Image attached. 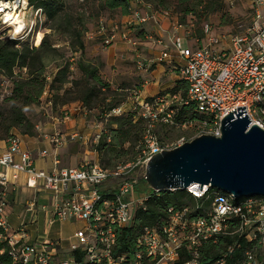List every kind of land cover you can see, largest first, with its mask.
<instances>
[{"label":"built area","instance_id":"1","mask_svg":"<svg viewBox=\"0 0 264 264\" xmlns=\"http://www.w3.org/2000/svg\"><path fill=\"white\" fill-rule=\"evenodd\" d=\"M0 17L5 24L4 11ZM15 3L23 0H9ZM232 6L236 0H226ZM254 20L250 27L230 37L231 44L223 46L219 37L209 36L193 50L176 37L173 46L184 59L179 68L181 79L188 86V100L197 106L204 117L198 123L188 122L183 127L200 131L192 139L174 144L164 143L155 133L156 124L173 123V110L164 113L158 109L160 98L141 104V116L147 120L139 157L131 162H121L112 169L99 163H85L78 167H60L57 151L76 135L55 134L50 137L55 148L54 169L38 170L31 152L23 149L16 134L0 140V264H226L240 240L245 239L251 248L236 264H264V197L237 198L223 192L209 193L211 188L200 191L192 186L187 192L195 199L194 206L170 207L161 227L149 226L138 236L130 250L118 249L121 229L130 227L138 209L145 207L153 193L133 190L145 175L153 156L182 146L203 135L221 136L222 119L232 110L245 107L252 122L264 129V0H251ZM132 2V22L126 29L114 24L106 36L105 46L114 44L118 37L136 44L129 29L148 21ZM25 10L20 9V15ZM40 10H37V14ZM169 15L167 12H162ZM23 31L10 39L25 40L35 22H27ZM165 51L162 59H169ZM144 68V63H139ZM114 112H121L116 109ZM69 115L66 114V117ZM101 134L94 138L99 143ZM43 158L48 152L41 153ZM21 174H27L30 185L41 188L53 196L50 223L78 221L84 226L74 232L68 244L62 240L30 242L27 221L13 229L8 221L10 205L8 187L15 185ZM153 190V189H152ZM154 193L159 191L153 190ZM210 204L206 205V201ZM35 203H29L24 216L33 223ZM28 215V216H27ZM226 238L233 243L224 247L218 258L203 261V252L211 246L222 245ZM223 250V251H222Z\"/></svg>","mask_w":264,"mask_h":264},{"label":"trees","instance_id":"2","mask_svg":"<svg viewBox=\"0 0 264 264\" xmlns=\"http://www.w3.org/2000/svg\"><path fill=\"white\" fill-rule=\"evenodd\" d=\"M27 1L29 6L40 10L42 25L45 22L49 23L50 29H55L65 34L71 41L74 51L81 53V58L76 62L79 76L76 78L72 77L73 64L70 61H66L64 65L58 67L49 85L55 106L80 103L85 110L99 109L100 117L110 115L109 134L103 137L99 145L96 146V150L101 154L105 156L110 154L106 158L109 166L116 163L112 164L113 158L117 160L118 157L129 154L133 155V157L137 155L135 150L136 147L141 146L146 132L147 120L142 116H138L137 112L120 116L112 114L121 106L124 99L118 98V93L104 79L98 66L84 61L86 50L84 36L87 31L84 22L82 20L75 22L73 16L66 10L65 0ZM91 1L96 2L102 10H107L110 13L118 12L122 15H130L132 13L133 0ZM177 2L178 12L182 14L181 21L183 23L186 22L187 17L190 15L198 16L200 19L203 18V20L207 21L212 14L220 12L223 7L222 2L217 0H177ZM37 30L38 24L34 29L33 37L28 38L26 41L15 39L0 41V70L8 72L10 76L14 74L16 67L29 70V78L27 80L19 78L15 81L14 95L11 98L14 104L8 111L3 112L0 109V134L6 135L5 138L0 136V140L10 137L12 135L11 131L15 128H24L23 134L34 135V125L27 118L24 108L37 104L46 92L48 85L47 77L45 76V59L55 51V48L49 42V35L37 41L38 43L41 42L39 45L34 43L33 38ZM203 38L204 35L201 34V38L197 39L201 41ZM183 83L185 82L179 81L178 85L168 93H182L183 98H186L188 87L183 86ZM153 99L150 98L148 101ZM186 102L176 115L175 120L177 123L185 124L204 119L197 112L195 103ZM126 145H128V148H126ZM133 190L135 192L153 194L146 201L145 207L137 210L133 224L120 230L118 249L121 252L130 250L146 227H161L167 218V211L170 207L194 206L196 203L195 199L187 191L183 190L154 193L145 180H139ZM213 192L220 191L216 189L209 190V193ZM209 204L210 201L208 200L205 206ZM232 243V238H226L222 245L209 247L203 252V261L215 260L221 252L219 250ZM250 248L251 245L245 239H241L240 248L235 250L232 258H228L226 264H236Z\"/></svg>","mask_w":264,"mask_h":264},{"label":"rangeland","instance_id":"3","mask_svg":"<svg viewBox=\"0 0 264 264\" xmlns=\"http://www.w3.org/2000/svg\"><path fill=\"white\" fill-rule=\"evenodd\" d=\"M222 2V10L220 12L212 14L207 21L200 19L198 16H188L186 22H182V14L178 12V2L177 0H144L143 5L150 6V9H146L148 12L161 11L167 12L170 16H174V21L178 23V25L183 26L189 32V37L194 39L201 38V34L204 35L202 40H205L209 36L219 37L223 40V46L227 47L231 44L230 37L238 34L240 31L248 28L251 26L252 21L250 20V16L254 13V4H249L247 7L245 3L248 0H236L233 6L228 3L226 0H217ZM28 2V1H27ZM66 2V10L68 13L73 16L75 22L77 23L79 20H82L86 25V34L84 36V42L86 44V50L84 55V61L94 64L100 68V71L106 72L107 75L114 74L113 70H118L119 66L124 65L123 62L117 60L113 67L107 68V59L108 53L106 52L108 48L105 46L104 42L106 39V34H110V30L114 24H119L120 26L128 25L129 23H122L118 18L120 13H110L107 10H102L96 2L91 0H65ZM252 2V1H251ZM23 3L19 5V8L25 10L26 15L24 16L27 19V22H35L33 28L29 33V37H27L24 41L28 38L33 37V32L35 27L38 24V30L34 34V43L39 45L41 42L39 41L42 37L49 35V42L55 48L46 59V72L45 76L47 77V85L46 92L43 94L39 102L35 105H31L30 107H25L24 112L27 118L31 121L34 125V134H40L44 127V125L51 120L49 116L52 115H62L66 111L65 108L73 106L75 104L80 103H71L65 106L57 105L55 106L52 93H50L49 85L51 84L55 73L58 70V67L64 65L66 61H70L73 64V78L79 76L78 70L76 69V62L81 58L80 52H75L73 46L71 45V41L67 38V36L60 31H56L55 29L49 28V23H44L42 25L41 19V12L37 14V10L31 6L29 3L27 7L22 6ZM3 17H0V41L4 42L10 40V36L14 35L12 28L3 24L2 21ZM102 27L105 28V35L101 33ZM41 35V36H40ZM42 38V39H43ZM120 40V39H119ZM42 41V40H41ZM204 41V42H205ZM184 40V45H185ZM110 47V46H109ZM139 67V65H138ZM102 74V73H101ZM103 76V74H102ZM104 77V76H103ZM180 80L181 79L179 73ZM27 80L29 78V70L28 69H20L16 67L14 69V74L10 76L8 72L0 70V109L5 112L10 109V107L14 104L11 101L13 98L15 81L17 79ZM107 81V79H105ZM175 82L174 88L178 85V82ZM111 84V83H110ZM127 83L124 80L118 82L117 84L112 85L113 89L118 93V98L124 99V102L118 108L121 112H113L112 114L115 116L124 115L131 112H137L138 116H141L142 108L141 105L135 101V92L137 90L135 88H128ZM183 86L188 87L186 83H183ZM172 89L162 92L161 95L158 97L160 98L161 102L158 105V109L163 110L164 113H167L173 110V123H162L159 122L156 124L155 133L160 138V140L164 143L174 144L181 140L188 141L195 137V135L200 131L195 127H183V124L176 122V115L181 108L185 104V101L188 100V93L186 98H183L182 93L178 94H171ZM165 94V95H164ZM157 98V97H156ZM154 100V99H153ZM153 100H149L148 102H152ZM142 104V103H141ZM21 105V103H19ZM82 105V104H80ZM175 106V107H174ZM117 109V110H118ZM82 112L85 114V118L87 120L88 127L91 125H95L96 127H101V139L109 134V126L111 122L110 115H106L104 117H100L99 109L93 110H85L82 106ZM66 114H63V117H66ZM199 121H195L198 123ZM24 128H15L11 131L12 134L20 133L23 134ZM97 135V134H96ZM94 135L93 137L95 138ZM2 138H5L6 135L3 133L0 134ZM0 137V138H1ZM94 138H91V141L88 144V147L92 151H97L96 146L99 143H95ZM143 142V140H142ZM141 142V146L142 143ZM141 146L136 147L137 155L133 157V155H126L118 157L117 160L112 161V164H107L106 158L110 156H105L101 154L99 151V161L97 163L101 164L106 168L112 169L115 165L121 162H131L136 160L141 150ZM128 148V145H126ZM119 154V152H118ZM105 160V161H104ZM89 163V162H86ZM85 164V163H84ZM146 193V192H144ZM11 225H16V218L15 216L12 217ZM13 226V227H14ZM82 224L79 222H74L73 225L67 227V232L72 231L73 229H81Z\"/></svg>","mask_w":264,"mask_h":264},{"label":"crops","instance_id":"4","mask_svg":"<svg viewBox=\"0 0 264 264\" xmlns=\"http://www.w3.org/2000/svg\"><path fill=\"white\" fill-rule=\"evenodd\" d=\"M246 2V7L250 3L253 4L251 0ZM133 6L139 8L144 16L148 15L151 18L129 29L128 32L136 44L125 42L118 37L112 46L107 47V68L113 67L117 60L123 62L124 65L121 64L118 70H113V76L107 75L105 71L101 73L104 79L112 85L124 80L128 88H135L137 90L135 101L141 105L148 99H155L162 92L174 88L175 82L180 80L179 68L184 65V59L173 46L174 39L181 37L185 40V46L193 50L200 47L201 42L205 40L198 42V39L189 37L188 30L179 26L174 21V16L165 15L163 11L148 12L147 10L150 9L148 5L142 6V4L134 3ZM118 18L124 24L132 22L131 14H120ZM250 20L253 22L254 13L250 16ZM123 28L126 29L127 26L123 25ZM165 51L170 54V57L163 60L162 53ZM140 62L144 63L143 69L138 67ZM81 108L80 104L65 108L64 111L69 115L68 117H63L65 113L61 116H49L51 120L40 130V134L14 133L20 137L23 149L31 152L38 170L51 172L54 169L55 148L50 137L57 133L77 136L74 141L57 151L60 167H78L86 162L97 163L99 161L98 152L90 150L88 144L94 135L100 133L101 127L95 125L88 127ZM43 151L48 152L45 158L41 156ZM8 191L10 192V205L7 208L8 221L11 225L12 217L15 216L16 225H13L14 227L11 225L13 229H17L23 221H27V234L30 242L54 239L68 244L72 234L79 230L73 229L70 232L66 230L68 225L71 226L78 221L56 220L50 223L53 196L41 188H33L27 174H21L15 185L8 187ZM33 202L35 203V220L30 223L28 217L24 218V216L28 204ZM79 223L82 227L84 226L82 222Z\"/></svg>","mask_w":264,"mask_h":264},{"label":"water","instance_id":"5","mask_svg":"<svg viewBox=\"0 0 264 264\" xmlns=\"http://www.w3.org/2000/svg\"><path fill=\"white\" fill-rule=\"evenodd\" d=\"M141 179L159 192L199 186L237 198L264 197V129L245 107L232 110L222 119L220 137L203 135L153 156Z\"/></svg>","mask_w":264,"mask_h":264},{"label":"bare ground","instance_id":"6","mask_svg":"<svg viewBox=\"0 0 264 264\" xmlns=\"http://www.w3.org/2000/svg\"><path fill=\"white\" fill-rule=\"evenodd\" d=\"M21 3H23L22 6L24 7H27L28 5L27 0H23L21 2L16 1L15 3L9 0H5V1H2V4H1V8L5 13L4 15L5 24L6 26H9L12 28V31L15 34V36L19 35L26 26V23L22 17V15H26V12L22 11L24 13L20 15L21 8H19V5Z\"/></svg>","mask_w":264,"mask_h":264}]
</instances>
